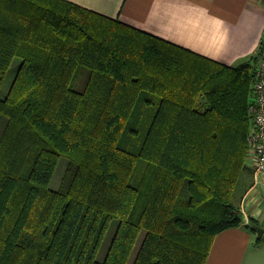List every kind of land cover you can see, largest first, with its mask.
Returning a JSON list of instances; mask_svg holds the SVG:
<instances>
[{
	"label": "trees",
	"instance_id": "obj_1",
	"mask_svg": "<svg viewBox=\"0 0 264 264\" xmlns=\"http://www.w3.org/2000/svg\"><path fill=\"white\" fill-rule=\"evenodd\" d=\"M17 58L0 97V264H206L244 225L260 57L226 66L66 0H0V92Z\"/></svg>",
	"mask_w": 264,
	"mask_h": 264
},
{
	"label": "crops",
	"instance_id": "obj_2",
	"mask_svg": "<svg viewBox=\"0 0 264 264\" xmlns=\"http://www.w3.org/2000/svg\"><path fill=\"white\" fill-rule=\"evenodd\" d=\"M196 55L226 66L264 53V0H66ZM258 61V62H259ZM240 196L245 223L220 233L206 264H264V239L246 228L250 218L264 227V174ZM243 209V208H242ZM249 209V210H248Z\"/></svg>",
	"mask_w": 264,
	"mask_h": 264
},
{
	"label": "built area",
	"instance_id": "obj_3",
	"mask_svg": "<svg viewBox=\"0 0 264 264\" xmlns=\"http://www.w3.org/2000/svg\"><path fill=\"white\" fill-rule=\"evenodd\" d=\"M252 126L248 136V160H252L255 182L264 174V53L256 66L249 105Z\"/></svg>",
	"mask_w": 264,
	"mask_h": 264
},
{
	"label": "rangeland",
	"instance_id": "obj_4",
	"mask_svg": "<svg viewBox=\"0 0 264 264\" xmlns=\"http://www.w3.org/2000/svg\"><path fill=\"white\" fill-rule=\"evenodd\" d=\"M21 62H22L21 59H19V58L15 59L13 65H12V68L9 71V73H8L4 83H3V86H2V89H1V92H0V97L1 98H5L7 96L8 92H9V90L11 88V85H12L14 79H15V76H16L18 70H19ZM86 85H87V75L81 77L78 80V82L76 83V88L79 91H83L86 88ZM2 121H3L2 124H0V136L2 134L3 124L7 120L3 119ZM69 163H70V161L67 158L63 157V158L60 159L58 167H57V170H56V172L54 174V178H53L52 183H51L52 189H54V190H59L60 189L62 181H63V178H64V175H65V172H66V168H67ZM238 189H239V187H238ZM239 193H240V189L238 190V192L236 193L235 198H234V201L238 205L240 203V195H239ZM240 209H241L242 213H243V211H244L245 214L248 213L246 207L243 204H240ZM263 220H264V218H263ZM141 238H140V240H141ZM109 242H110V236L108 235V237L106 238V240L104 242V245H103L102 254H101L102 257L105 255V252L107 250ZM136 251H137V249H136ZM134 256H135V254H134ZM130 264H132V261L130 262Z\"/></svg>",
	"mask_w": 264,
	"mask_h": 264
},
{
	"label": "water",
	"instance_id": "obj_5",
	"mask_svg": "<svg viewBox=\"0 0 264 264\" xmlns=\"http://www.w3.org/2000/svg\"><path fill=\"white\" fill-rule=\"evenodd\" d=\"M252 230L256 232L258 238H262L264 236V228L259 225H253Z\"/></svg>",
	"mask_w": 264,
	"mask_h": 264
}]
</instances>
